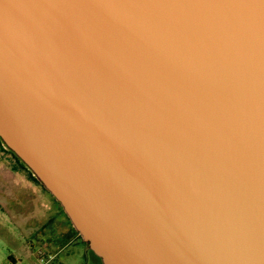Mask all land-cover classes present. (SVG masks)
Instances as JSON below:
<instances>
[{
  "label": "water",
  "instance_id": "obj_1",
  "mask_svg": "<svg viewBox=\"0 0 264 264\" xmlns=\"http://www.w3.org/2000/svg\"><path fill=\"white\" fill-rule=\"evenodd\" d=\"M0 143L99 264H264V0H0Z\"/></svg>",
  "mask_w": 264,
  "mask_h": 264
},
{
  "label": "rangeland",
  "instance_id": "obj_2",
  "mask_svg": "<svg viewBox=\"0 0 264 264\" xmlns=\"http://www.w3.org/2000/svg\"><path fill=\"white\" fill-rule=\"evenodd\" d=\"M26 174L13 167L11 153L1 145L0 263L11 260L13 264L38 263L39 253L48 260L46 264H89L82 253L86 251L93 264H99L81 240L67 232L69 225L58 213L57 205L54 203L53 210L50 207V195L32 186ZM47 216L49 223L46 225ZM31 230L38 234L29 237L27 234Z\"/></svg>",
  "mask_w": 264,
  "mask_h": 264
},
{
  "label": "flooded vegetation",
  "instance_id": "obj_3",
  "mask_svg": "<svg viewBox=\"0 0 264 264\" xmlns=\"http://www.w3.org/2000/svg\"><path fill=\"white\" fill-rule=\"evenodd\" d=\"M11 158L13 159V167H17L19 170H22V171H25L23 168H22V166L19 164V162L16 160V158L12 155V153H11ZM25 173H26V171H25ZM27 175V177H28V182L32 185V186H38V187H40L38 184H37V182H35V181H33L32 179H31V177L28 175V173L26 174ZM41 188V187H40ZM41 191L44 193L45 191L41 188ZM48 201V200H47ZM49 202V204H50V207L52 208V210L54 209V207H55V204H54V201H53V199L52 198H50V200L48 201ZM58 213H61L59 210H58ZM52 218L50 217V220H51ZM53 222V221H52ZM27 228H29V229H31L30 227H28L27 226ZM67 232H69V233H71V231H70V228L68 227L67 228ZM86 252V251H85ZM84 251H82V253H83V256L89 261V264H93V262L90 260V257L85 253Z\"/></svg>",
  "mask_w": 264,
  "mask_h": 264
},
{
  "label": "trees",
  "instance_id": "obj_4",
  "mask_svg": "<svg viewBox=\"0 0 264 264\" xmlns=\"http://www.w3.org/2000/svg\"><path fill=\"white\" fill-rule=\"evenodd\" d=\"M0 146H1V143H0ZM16 160L18 161V159L16 158ZM19 162V161H18ZM19 164L22 166V168L29 174V176L31 177V179L33 180V181H35V182H37L32 176H31V174L29 173V171L19 162ZM38 184V183H37ZM39 185V184H38ZM40 186V185H39ZM54 201V200H53ZM54 203L57 205V207L59 208V210H60V212H61V214L63 215V217H64V219L66 220V222H67V224L69 225V228H70V231H71V233H73V234H75L77 237H78V235H77V233L72 229V227L70 226V224H69V222L67 221V218L65 217V215L63 214V212L61 211V209H60V207H59V205L56 203V201H54ZM79 238V237H78ZM82 242V241H81ZM82 244H84L83 242H82ZM85 245V244H84ZM90 252V251H89ZM90 254L92 255V257L98 262V259L90 252ZM99 263V262H98Z\"/></svg>",
  "mask_w": 264,
  "mask_h": 264
},
{
  "label": "built area",
  "instance_id": "obj_5",
  "mask_svg": "<svg viewBox=\"0 0 264 264\" xmlns=\"http://www.w3.org/2000/svg\"><path fill=\"white\" fill-rule=\"evenodd\" d=\"M38 255H39V262L38 263H34V264H46L48 260L45 257L40 256L39 253H38ZM0 264H2V263H0ZM5 264H13V262L11 260V262H7Z\"/></svg>",
  "mask_w": 264,
  "mask_h": 264
},
{
  "label": "crops",
  "instance_id": "obj_6",
  "mask_svg": "<svg viewBox=\"0 0 264 264\" xmlns=\"http://www.w3.org/2000/svg\"><path fill=\"white\" fill-rule=\"evenodd\" d=\"M0 205H1V204H0ZM45 222H46V223H45ZM44 223H45L46 225L49 223V217H48V216L46 217V220L44 221ZM50 223H52L51 220H50ZM35 233L38 234L37 231H33V230H31V233H28L27 235H29V237H32V236L35 235ZM27 235H26V236H27ZM37 242H38V241H37ZM38 243H40V242H38Z\"/></svg>",
  "mask_w": 264,
  "mask_h": 264
}]
</instances>
